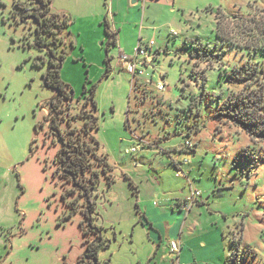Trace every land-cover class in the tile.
<instances>
[{
  "label": "rangeland",
  "instance_id": "1",
  "mask_svg": "<svg viewBox=\"0 0 264 264\" xmlns=\"http://www.w3.org/2000/svg\"><path fill=\"white\" fill-rule=\"evenodd\" d=\"M24 1L0 0V264H78L86 241L97 239L84 235L85 197L58 163L60 144L44 108L56 97L44 79L49 52L63 60L61 78L74 92L57 117L63 136L85 127L83 115L98 118L99 128L82 139L99 144L91 217L110 243L99 251L100 264H148L160 243L156 262H167L175 255L172 203L191 190L208 203L186 225L184 250L209 264L220 253L221 264H264V138L219 116L243 90L230 79L235 68H257L264 84V46H251L264 29V0H52V12L71 24L43 32L42 48L37 24L21 20L17 4ZM107 24L118 42L109 49ZM223 28L250 46L233 45ZM150 41L155 52L140 63L144 75L135 84L119 56ZM195 48L200 55L191 59ZM86 85H97V108L83 95ZM149 202L153 228L141 215ZM209 205L227 218L216 225Z\"/></svg>",
  "mask_w": 264,
  "mask_h": 264
},
{
  "label": "trees",
  "instance_id": "2",
  "mask_svg": "<svg viewBox=\"0 0 264 264\" xmlns=\"http://www.w3.org/2000/svg\"><path fill=\"white\" fill-rule=\"evenodd\" d=\"M51 3L50 0H48L46 4L47 11L50 10L49 4ZM238 21H243L242 18L238 19ZM253 22V21H252ZM71 24V19L68 16H64L63 20L61 21L60 28L65 29L69 28ZM220 24H224V21ZM219 24V25H220ZM226 27V25H225ZM262 28V27H259ZM223 34L227 37V39L230 40V42L240 48H244L250 45L241 46L236 44L230 36L229 31L226 29V32L223 28L222 30ZM106 34L109 37L107 47L109 49L110 46H116L117 45V35L113 34L111 32L109 25L107 24L106 28ZM220 37H223L222 35H219ZM260 39L259 43L254 42L251 46L254 47V50H260L264 46V29H261L260 32ZM192 44V43H191ZM39 45L43 46L45 45V42H43L42 38L39 39ZM194 45V44H192ZM202 45V44H201ZM195 47V46H194ZM195 48L194 51L190 54V58H194L195 55L199 56V51H196ZM196 51V53H195ZM63 62V60H61ZM109 60L107 59V71L105 73V77H109L112 73V70L110 68V64L108 63ZM193 73H195L193 71ZM262 76L259 73V70L257 68H253L251 66L245 65L241 68H235L233 71V75L231 76V80L234 82H239L243 85V90L240 93H232L227 101H225V107L226 110H223L220 112L219 116L220 118H225L227 120L232 121L236 125L244 127L247 132L250 134L252 138L255 139H262L264 138V84L262 83ZM44 79L47 80V84L51 86L54 90L59 92V95L61 98H58L54 101H50V108L51 112L54 114L53 119L57 120L56 117H59L61 105L63 104V100H72L74 98V92L70 85L65 84L61 78V72L58 68L52 70L47 76H44ZM96 88L97 85H92L90 88L87 87V85L84 87L83 95H87L86 101L89 103L90 101H93V104L95 108H97V102L95 100V94H96ZM84 117L88 118V121L85 124L84 128H81L77 131H73L72 134L74 136H70L68 138H65L63 134L61 133V130L57 128L56 131L57 137L60 136L61 141L63 145L65 146L64 141H71V143L75 144L77 146L78 150V156L82 157V159H63L66 152L64 151L63 147H61L59 156L60 159H58V163L60 165V169L64 176H66L68 179H72L74 183L78 186H81V181L86 180V182L89 184V190H94L96 186L99 185V175L98 172L92 171L93 159H98L95 155V150L99 149V144L96 141L95 138L89 137L90 143L82 139V134H86L87 137L89 136L88 130L99 128L98 126V118L93 117L90 115H83ZM56 125H58L56 123ZM96 146V147H95ZM92 158V159H89ZM100 161V160H99ZM101 162V161H100ZM91 171V174L89 177H85V175ZM133 184V182H132ZM138 191V188L136 187V192ZM94 210L95 203L92 204ZM86 218L88 219V215L85 213ZM91 220L93 221L92 217ZM86 225V224H85ZM85 231L84 235L88 236L90 234L91 228L88 226H84ZM87 248H88V256L87 259H90V257L96 261V264H99L98 254L99 250L104 247L108 248V245H105L106 243L103 242V240L99 239L98 243L94 244L91 243V241H86ZM240 244L238 245V250H240ZM225 264H239V260L237 258L231 259L229 262H226Z\"/></svg>",
  "mask_w": 264,
  "mask_h": 264
},
{
  "label": "flooded vegetation",
  "instance_id": "3",
  "mask_svg": "<svg viewBox=\"0 0 264 264\" xmlns=\"http://www.w3.org/2000/svg\"><path fill=\"white\" fill-rule=\"evenodd\" d=\"M50 1H51V3L49 4V8H50L49 11H47V9H46V4H47L48 0H25L24 2H19L17 4V7L23 13L21 20L25 21V22L34 21L37 24L38 37L36 39V45H39V39L42 38L41 34L43 32H49L51 34V33L55 32V29L60 30L61 29L60 28L61 21L63 20L64 16H66V15L60 16V15L54 14L52 12V7H51L52 0H50ZM40 47L42 48L43 46H40ZM49 54H50V68H49L48 72L46 73V76L52 70H54L56 68H58L59 70L61 69V63H60L61 59L56 58L52 52H49ZM45 85L48 86L49 89L56 92V98L54 100L61 98V96L59 95V92L54 90L51 86H49L47 84V80H45ZM54 100H51V101H54ZM44 108H47V110H48V118H52L54 114L51 112L50 102H49V104L44 105ZM64 108H61V110ZM57 117H56V119H57ZM56 123L58 124L57 120L52 118V122H50V124H49L51 132L55 137H57L56 131L58 130L57 128H59L58 125H56ZM60 140H61V138H60ZM64 143H65V146L60 145V149H61V147H63L64 151L66 152L63 159H82V157L78 156V150H77V146L75 144H73V143H71V141H67V140H65ZM62 145H63V143H62ZM58 159H60L59 154H58ZM89 159H92V158H89ZM78 187L81 189V193L85 197V202L87 205L86 206V214L88 215V219H90L89 211L92 214V208H93L92 204L95 203L92 200V197H93L95 192L93 190H89V188H88L89 184L86 182V180L81 181V186L78 185ZM88 202H90V205H88ZM88 219L86 221V226L91 228L90 232H93L97 237V239L95 241L91 242L94 245V244L98 243L99 239H101V240L104 239L102 234H101L102 228L97 227L94 224V220L93 221L91 220V223L89 225ZM105 243H106L105 245H108V247L110 246V243H108V241H105ZM102 248H104V247H102ZM105 249H107V248H105ZM87 256H88V248L86 251V255L82 258V260L78 264H96V261H94L91 257H90V259H87Z\"/></svg>",
  "mask_w": 264,
  "mask_h": 264
},
{
  "label": "crops",
  "instance_id": "4",
  "mask_svg": "<svg viewBox=\"0 0 264 264\" xmlns=\"http://www.w3.org/2000/svg\"><path fill=\"white\" fill-rule=\"evenodd\" d=\"M136 82H135V84H136ZM172 164L175 167H177V168L180 167L176 162H173ZM188 196H189V194L186 195V196H183L182 199H178L174 203H172L171 213H172V216H173L172 217L173 220H172V225L169 226V228L173 231L172 233H174V237L172 238L173 239L172 243H176V242H173V241L178 240L179 241L178 245L180 246V249H179L178 253H174L175 255H170L169 254L170 256L167 258V262H164V264H174V263H177V264H204V263L205 264H209L208 262H204L203 260L199 259L193 252H187L183 248V245L186 242H188V240H189V238L186 235V225L188 224V222L189 223L193 222V220H195L197 216L201 217L203 215L202 212L205 210V205H206V203H208L207 202L208 200H206V198H205V200L203 202L195 205L193 207V209L189 213H187V214L186 213H182L180 211V209L177 208L176 203L178 201H181V200L185 199ZM153 206H154V204L149 202V211H148V207H147L146 210L144 211V213L141 214V215H143V218L145 219L146 223L149 224L151 228L155 227V222H154V218H153L155 215L152 216V213H153V210H156V209ZM209 207H210V205H209ZM207 211L210 213V215L213 218H216V220H218V222H216V225L222 220V217H225V219L227 218L225 212L217 209L216 207L212 208V206H211L210 209H208ZM159 213L160 214H164L165 211L160 210ZM179 216H181L182 218H180ZM170 217H171V215H170ZM152 223H153V225H152ZM242 237H243V234H242ZM239 247L241 248V243H240ZM161 250H162V245L160 243L158 245L157 253L155 254V256L152 259L151 258L149 259V263L148 264H157L156 259L160 257ZM169 251H170V253H173L171 251V246H170V250ZM217 257H218L217 261L215 263L212 262L210 264H221V258L223 257V254L220 253Z\"/></svg>",
  "mask_w": 264,
  "mask_h": 264
},
{
  "label": "built area",
  "instance_id": "5",
  "mask_svg": "<svg viewBox=\"0 0 264 264\" xmlns=\"http://www.w3.org/2000/svg\"><path fill=\"white\" fill-rule=\"evenodd\" d=\"M172 35L177 36L176 32H172ZM155 42L150 41L143 46V43L139 42V45L135 48L134 53L128 55L126 53H121L119 58L122 66L126 69V71L133 76V81H138L144 75V70L139 67L140 63L143 65L144 63L151 60L150 54H154L155 52ZM142 58V59H141ZM141 59V60H140ZM149 84H152V81H149ZM157 90L163 92L165 90L164 85L161 83L157 84ZM186 146L189 149H193L194 145L189 141L186 142ZM141 149V145H138L135 148H132V153H137ZM178 176H182L183 173L179 170ZM203 193L198 190H191L188 197L185 199L178 201L176 203L177 208L180 209L182 213H189L193 207L201 202H203ZM180 246L177 243L171 244V251L173 253H178ZM177 264V263H174Z\"/></svg>",
  "mask_w": 264,
  "mask_h": 264
},
{
  "label": "water",
  "instance_id": "6",
  "mask_svg": "<svg viewBox=\"0 0 264 264\" xmlns=\"http://www.w3.org/2000/svg\"><path fill=\"white\" fill-rule=\"evenodd\" d=\"M136 2H137V0H133V4H135ZM46 87L48 88V86H46ZM55 98H56V97H55ZM55 98H54V99H55ZM54 99H53V100H54ZM57 139H58V141H59V144L62 145V142H61V140H60V136H58ZM88 205H90V202H88ZM89 215H90V219H88V224L90 225V223H91V212H90V211H89ZM99 235H100V234H99Z\"/></svg>",
  "mask_w": 264,
  "mask_h": 264
}]
</instances>
